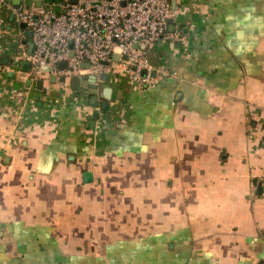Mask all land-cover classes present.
I'll return each mask as SVG.
<instances>
[{"label":"crops","instance_id":"1","mask_svg":"<svg viewBox=\"0 0 264 264\" xmlns=\"http://www.w3.org/2000/svg\"><path fill=\"white\" fill-rule=\"evenodd\" d=\"M57 1L0 0V264H264V0H176L189 46L149 58L175 76L112 57L95 94L21 55L13 7ZM121 201L141 231L102 233Z\"/></svg>","mask_w":264,"mask_h":264},{"label":"built area","instance_id":"2","mask_svg":"<svg viewBox=\"0 0 264 264\" xmlns=\"http://www.w3.org/2000/svg\"><path fill=\"white\" fill-rule=\"evenodd\" d=\"M12 10L18 24L25 23L33 33L32 53L22 50L21 55L36 75H54L63 88L85 72L99 78L114 54H119L135 85L152 88L157 76L175 73L163 65L153 75L150 54L162 43L189 46L182 33V14L173 9L172 0H58L39 9ZM64 62L65 67H60ZM84 64L90 66L86 69ZM44 66L51 71H44Z\"/></svg>","mask_w":264,"mask_h":264},{"label":"rangeland","instance_id":"3","mask_svg":"<svg viewBox=\"0 0 264 264\" xmlns=\"http://www.w3.org/2000/svg\"><path fill=\"white\" fill-rule=\"evenodd\" d=\"M122 213V201L121 206L110 208L108 211H104L105 215L103 217L105 218H101V222L99 224L100 231L104 234H110V231L112 229L122 228L123 230H125L124 233H139L142 226L140 223H137L138 218L132 215L131 217H126V219H124Z\"/></svg>","mask_w":264,"mask_h":264},{"label":"water","instance_id":"4","mask_svg":"<svg viewBox=\"0 0 264 264\" xmlns=\"http://www.w3.org/2000/svg\"><path fill=\"white\" fill-rule=\"evenodd\" d=\"M46 1L50 2V1H56V0H46ZM71 1H72V2H76L77 0H71ZM172 7H173V9H176V0H172ZM21 27H22L23 29H27V25H26L25 23H21ZM172 28H173V26L171 25V29H172ZM26 35H27L29 38H32L33 33H32L31 30H28V29H27ZM133 46H134L135 48L139 47V45H138L137 43H135ZM141 47H142V48H147V44H141ZM29 48H30V49H29V52H28V53L31 54V53H32L31 49L34 48L33 41H32V43L29 44ZM113 57H119V54H114ZM108 63H109L108 61L105 62V64H108ZM65 65H66V63L64 62V63H62V64L60 65V67H65ZM85 66H86V67H89L90 65H89V64H84V67H85ZM43 69H44V71H46V72H50V71H51V68L48 67V66H44ZM155 74H156V72H155V70H154L153 75H155ZM101 76H102L103 79H105V78H106V73H103ZM85 78H86V79H89V80L92 82V88H93L92 91H93V93L95 94L96 91H97V85H96V82H97V81H96L95 76H93V75H87V76H85ZM52 79L55 80V76H54V75H52ZM37 84H38V87L41 88L42 85H43V81H42V80H38ZM106 95H107V97L109 96L107 93H106ZM107 105H108V103H107V102H104V104H103V109H106V108H107ZM95 116L98 117V116H99V112H96ZM92 180H93V174H92L91 172H86V173H85V182H90V181H92Z\"/></svg>","mask_w":264,"mask_h":264}]
</instances>
